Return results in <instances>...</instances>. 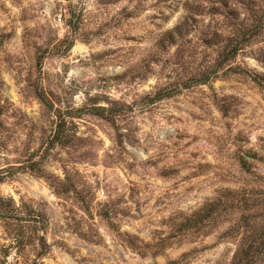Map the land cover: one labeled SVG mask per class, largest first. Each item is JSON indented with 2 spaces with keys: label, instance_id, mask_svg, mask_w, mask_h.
Listing matches in <instances>:
<instances>
[{
  "label": "rangeland",
  "instance_id": "1",
  "mask_svg": "<svg viewBox=\"0 0 264 264\" xmlns=\"http://www.w3.org/2000/svg\"><path fill=\"white\" fill-rule=\"evenodd\" d=\"M0 173V264H229L264 222V0H0Z\"/></svg>",
  "mask_w": 264,
  "mask_h": 264
},
{
  "label": "trees",
  "instance_id": "2",
  "mask_svg": "<svg viewBox=\"0 0 264 264\" xmlns=\"http://www.w3.org/2000/svg\"><path fill=\"white\" fill-rule=\"evenodd\" d=\"M186 18L179 23L172 30L166 32L160 41L157 43V50H164L174 46L183 47L186 43L190 32L188 31V21ZM205 43V41H203ZM207 44L208 43L207 41ZM241 49L236 45L225 58H233L239 54ZM215 72L213 66L203 69L196 77H193L190 82L194 85H206L211 80V75ZM160 94V92H159ZM169 95H159L155 100L160 101ZM39 102L47 109H52V103L46 98L44 94L37 95ZM102 111L107 112L105 109ZM67 124L66 119L59 117L55 135L51 140V144L56 142L60 144L64 139V128ZM7 177L0 173V185ZM220 201L216 200L208 202L197 212L184 220V224L190 230H195L196 234H202L207 228L208 218L215 212H220ZM0 219L3 221L12 222H26V218L20 217L15 212V203L12 199H4L0 195ZM28 222V221H27ZM228 238L236 240V248L229 264H264V222L257 223L256 221L248 222L247 220H240L236 225L230 228L226 233Z\"/></svg>",
  "mask_w": 264,
  "mask_h": 264
}]
</instances>
